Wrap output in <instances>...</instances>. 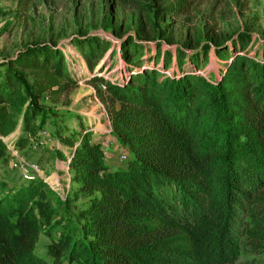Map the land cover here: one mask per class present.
<instances>
[{
  "label": "trees",
  "instance_id": "trees-1",
  "mask_svg": "<svg viewBox=\"0 0 264 264\" xmlns=\"http://www.w3.org/2000/svg\"><path fill=\"white\" fill-rule=\"evenodd\" d=\"M196 1L171 0L163 11L183 14ZM135 40L121 45L128 76L116 80L94 73L98 54L103 57L111 47L99 37L72 40L91 71L87 75L73 74L60 50L40 44L25 46L4 65L0 162L7 157L1 138L14 131L16 117V145L21 149L26 135L35 133L38 102L45 95L66 93L79 80L105 87L98 93L108 95L112 134L125 159L109 166L87 117L45 113V118L51 112L76 121L68 132L55 131L67 150L56 148V154L68 162L78 186L71 199L58 205L65 210L78 197L86 198L79 212L82 225L51 222L58 209L41 178L10 187L0 179V264H212L210 254L222 242L240 250L241 240L264 252L262 46L252 57L257 41L247 29L235 32L233 50L214 46L223 65L219 75L208 79L196 73L206 54L178 50L181 72L166 74L170 53L155 47V55L143 59L151 49ZM185 57L196 70L181 68ZM19 69L35 75L29 92H21L25 82ZM52 224L64 231L47 245L52 258L47 262L34 248L44 226Z\"/></svg>",
  "mask_w": 264,
  "mask_h": 264
},
{
  "label": "rangeland",
  "instance_id": "rangeland-1",
  "mask_svg": "<svg viewBox=\"0 0 264 264\" xmlns=\"http://www.w3.org/2000/svg\"><path fill=\"white\" fill-rule=\"evenodd\" d=\"M171 0H0V73L4 65L22 52L27 45L54 46L66 58L70 71L74 74L82 71L89 74L84 58L79 47L72 43L74 38L87 40L92 37L109 41L111 47L103 55L98 54L97 66L94 73L102 75L107 80L127 77L128 70L121 57L120 48L129 39L141 41L150 47L143 59L155 55L156 48L162 52L168 51L173 57L166 74H180L178 69L177 51L181 50L187 55L204 53L207 58L201 61L198 71L185 57L182 60L183 70L192 69L204 78L212 79L219 75L222 62L216 56L214 46L222 45L233 50L230 40H235V32L247 29L252 38L257 41L250 49V55L255 56L254 50L262 46L258 52L264 57V0H198L192 4L185 13L170 16L165 14V7ZM232 38V39H231ZM199 57V56H198ZM205 57L203 56V59ZM201 59V58H200ZM148 62V61H147ZM153 65V62H148ZM161 67L159 61L156 65ZM24 75L25 87L21 92H29L35 75L27 69H19ZM81 82V83H79ZM102 83L92 84L79 80L77 85L66 93L46 95L38 102L40 113L35 118V133L26 135L27 144L18 149L16 139L18 132L13 137H6L8 145H14L22 159L27 162H39L41 165L40 178L57 184L64 190L61 194L63 200L52 191L48 193L53 206L58 212L51 217V222L61 221L73 223L76 227L82 225L79 212L86 205L84 197H78L75 202L69 203L65 210L58 205L59 201L71 199L78 186L72 182V174L66 175L60 184L48 178L46 164L54 169L55 162L58 170L63 167L64 160L56 154V148L67 151L56 139L55 131L59 127L68 132L76 125V121L50 112V117L45 118V113L59 110L69 114L78 113L88 118L93 128V138L99 139L102 147L107 150L109 166L115 167L120 162L119 155L122 147L117 143L112 134V124H108L106 115L109 116L110 100L107 94L101 95ZM119 107L118 104L115 105ZM46 115V114H45ZM66 116V117H65ZM44 117L42 122L41 118ZM110 120V116H109ZM16 128L20 117H16ZM111 121V120H110ZM111 128V132H109ZM18 131V130H16ZM39 143L43 148H38ZM6 159L0 162V179L7 186L22 184L18 171L10 167L11 154L6 151ZM65 162V161H64ZM63 172V171H61ZM68 188H67V187ZM62 225L44 226L43 232L34 248V254L41 259L51 262L47 256V245L62 234ZM77 233L74 234L76 236ZM241 242V248L229 249L225 242L210 254L212 264H264V252L255 250L249 244ZM75 264V263H72Z\"/></svg>",
  "mask_w": 264,
  "mask_h": 264
},
{
  "label": "built area",
  "instance_id": "built-area-1",
  "mask_svg": "<svg viewBox=\"0 0 264 264\" xmlns=\"http://www.w3.org/2000/svg\"><path fill=\"white\" fill-rule=\"evenodd\" d=\"M79 83H81V82H79ZM104 88L105 87L102 86V88H101L102 91L105 90ZM106 117H107L108 124H110L111 121L109 120V116L106 115ZM93 130L95 132H97L96 128H93ZM109 132H111V128H110ZM5 138L2 137L1 139L6 144V148L11 154V159L9 161L10 167L13 168L14 170L18 171L21 179L24 181H32V180H35L36 178H40V176H41V165H40V163L39 162H27L26 160L22 159L20 154H19V151L17 149H15V146L11 145V144L8 145ZM42 147H43V144L39 143L38 148H42ZM102 149H103V153L107 157V155H106L107 150L104 147H102ZM124 159H125V156L123 153H121L119 155L118 161L122 162ZM62 171L65 174V176L66 175L69 176L70 169H69V165H68L67 161H65V163H63ZM43 181L47 184V186L50 190L54 191L59 196V198L61 200H63V198H61L62 197L61 194L64 193V190L62 188L60 189V187L57 184L48 181L47 178H43Z\"/></svg>",
  "mask_w": 264,
  "mask_h": 264
},
{
  "label": "crops",
  "instance_id": "crops-1",
  "mask_svg": "<svg viewBox=\"0 0 264 264\" xmlns=\"http://www.w3.org/2000/svg\"><path fill=\"white\" fill-rule=\"evenodd\" d=\"M17 130V128L15 127V129H14V131L10 134V135H8L7 137H13L14 135H15V132H17L16 131ZM98 132V131H97ZM96 133V132H95ZM12 134H13V136H12ZM43 148V147H42ZM43 161H44V164H46V172H48L49 173V176H48V178H51V179H53L55 182H57V183H59L60 184V182L62 181V180H66L64 177H65V174L63 173V172H61L62 170L61 169H59L58 171L59 172H57L56 170H57V168H58V165H57V163L55 162V166H54V169L51 171V169H52V167H51V165L50 164H47L46 162H45V160L42 158V162L41 163H43ZM60 163H65L64 161L63 162H60Z\"/></svg>",
  "mask_w": 264,
  "mask_h": 264
}]
</instances>
